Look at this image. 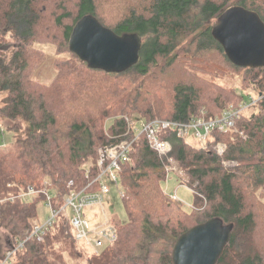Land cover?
<instances>
[{"label":"trees","instance_id":"1","mask_svg":"<svg viewBox=\"0 0 264 264\" xmlns=\"http://www.w3.org/2000/svg\"><path fill=\"white\" fill-rule=\"evenodd\" d=\"M231 6L256 12L264 23V0H0V134L5 122L17 134L12 147L0 148V199L15 197L0 207V231L13 246L37 217L36 201H43L18 196L49 181L59 208L70 192L96 179L99 147L133 139L125 116L209 120L242 104L239 92L251 97L252 91L253 104L235 121L237 133L212 131L205 148L173 130L159 133L192 190L189 210L170 203L164 191L167 158L144 135L135 140L133 167L121 163L118 173L127 221L110 220L116 242L86 264H172L177 238L213 218L233 225L216 264H264V68L233 65L212 38L217 18ZM88 14L117 35L138 33V64L110 74L90 70L70 54L72 27ZM41 46H50L54 56L48 84L33 78L44 58ZM236 73L242 75L239 89L219 82ZM217 143L226 147L222 155L213 150ZM97 187L93 182L87 190ZM6 251L0 236V260ZM78 252L69 217L60 212L44 240L25 242L10 264H69Z\"/></svg>","mask_w":264,"mask_h":264},{"label":"built area","instance_id":"2","mask_svg":"<svg viewBox=\"0 0 264 264\" xmlns=\"http://www.w3.org/2000/svg\"><path fill=\"white\" fill-rule=\"evenodd\" d=\"M253 104L242 103L237 106L230 105L223 113L213 119L206 120L204 118H197L187 123H180L168 120L154 119L145 121L143 119H127L129 128L134 132L132 140H124L118 144L111 146H103L97 149L96 169L97 177L93 182H97L98 187L95 191H88L87 189L93 183L91 182L87 187L80 191L70 192L60 204L59 208L54 207V195L49 191L50 183L45 182L42 189L36 190L32 187H27V190L18 197L21 199L43 197V202L50 211V215L43 223L39 222L37 218L32 219L30 230L24 233L22 239H18L15 246L11 244L7 248L4 258L0 260V264H10L13 253L21 249L28 240H35L42 242L45 235L54 226L60 212H64L65 208L70 209L72 216L69 217V225L71 227L74 240L81 249H89L92 254L98 255L100 251L117 240L116 227L111 224L109 217L106 216V211L103 205V199L109 193L108 186L104 183L105 177H108L114 184L117 183L118 173L120 171L121 163H132L130 153L135 140L140 136L146 137L147 143L152 150L159 156L167 158L168 165L166 166V173L174 172L182 181L184 186H187V181L182 178V172L178 171L177 164L168 158L171 152V145L166 140L159 138V133L162 131L173 130L177 136L183 138L189 143L188 137L192 136L196 139L201 147H206V141L212 131L222 133L236 132L235 121L247 111ZM5 144L0 145L3 148ZM213 150L218 155H222L226 150L223 143H217ZM225 166L230 164L225 163ZM70 182L68 186L70 187ZM196 186V184H195ZM190 188V187H188ZM191 189V188H190ZM123 197V193L120 192ZM173 202H179L176 194L168 196ZM15 197L8 199H0V207L6 201H13ZM96 209L101 216L94 222L90 221L88 213L91 214ZM87 251V250H86Z\"/></svg>","mask_w":264,"mask_h":264},{"label":"water","instance_id":"3","mask_svg":"<svg viewBox=\"0 0 264 264\" xmlns=\"http://www.w3.org/2000/svg\"><path fill=\"white\" fill-rule=\"evenodd\" d=\"M212 38L235 66L264 68V23L259 15L242 6H231L217 18ZM70 54L90 70L124 73L140 61L142 37L138 33L117 35L93 15L81 17L68 39ZM232 224L209 219L181 234L172 250V264H216L228 244Z\"/></svg>","mask_w":264,"mask_h":264},{"label":"rangeland","instance_id":"4","mask_svg":"<svg viewBox=\"0 0 264 264\" xmlns=\"http://www.w3.org/2000/svg\"><path fill=\"white\" fill-rule=\"evenodd\" d=\"M111 14L112 15H110V16L108 15V17L110 18V21L113 20L112 23H114L115 20L117 19V15H115L113 13H111ZM110 21H108V22L110 23ZM41 48L44 51V58H43L41 64L39 65V67L37 68L36 72L34 73L33 78L41 84H48L54 75L53 68H52V59L54 56L52 54V48L50 46H41ZM67 57H69V54H65V55L63 54L60 56V58H67ZM219 82L223 85L228 86V87L239 89L241 86V83H242V75L239 73L228 74L227 76L222 77L219 80ZM248 92H249V94H251V97H248V96L241 94L239 92V95H243V98H244V101L242 102L243 104L244 103L250 104L251 100L255 99L254 98L255 97L254 92H252V91H248ZM2 98H3V94L0 95V100ZM124 119L127 123V119L131 120V119H142V118L125 116ZM16 123H18V125L20 124L22 129L24 128L23 124L21 122L18 121ZM11 125H12V123L5 122L4 128L7 131H5L4 134H0V145L7 144L8 146L12 147L14 140L17 138V134L11 133L8 131V127ZM235 133H237V131ZM240 134H242V133H240ZM188 140L192 146L201 147V144L196 139H194L192 136H189ZM130 165L133 167V162ZM178 171L182 172V174H183L182 179L184 181H188L184 172L179 168V166H178ZM45 182L49 183V181H44L43 185ZM104 183L109 188V193L106 194L104 196V199H103V205H104V208L106 211V213H105L106 216L109 217L110 220H113L114 224H116V225L125 223L127 221V218H126V214H125V211L123 208L122 199L120 196V192L122 190H121V185H120L119 179H117V183L114 184L108 177H105ZM193 187H195V185H193ZM163 188H164L165 193L168 196L173 195L175 193L178 200H179V202L173 203V201H171L170 203H172V204L181 203L183 205V207L185 208V210L190 209V207L193 203L192 190L190 188H188L187 186H184L182 184L181 179L179 178V176L176 175V173L169 172L167 174V179L163 184ZM26 201L33 202L34 198H28V199H26ZM36 208H37V217L36 218L38 219L39 222L43 223L49 217L50 211H49L48 207L46 206V204L40 200L36 201ZM64 215H68V217H71L72 213L70 212V209L65 208ZM100 216H101V214L97 213L96 209L94 210V212L92 214H91V212L88 213V217H89L90 221H92V222H94L96 219H99ZM0 236L2 238V242L4 244L5 249L10 247L11 246V239L8 236L7 232L4 230H1ZM77 247L80 251L77 254L78 260H77V262H75L74 259L72 261L68 257V259L70 261L69 264H86L88 259L95 255V254H92L89 249H86L87 250L86 251L85 249H81L80 246H78V245H77Z\"/></svg>","mask_w":264,"mask_h":264}]
</instances>
